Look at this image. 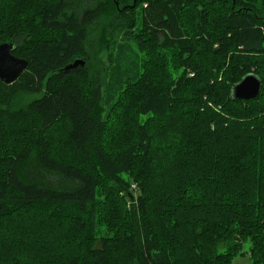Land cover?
<instances>
[{
    "label": "trees",
    "instance_id": "16d2710c",
    "mask_svg": "<svg viewBox=\"0 0 264 264\" xmlns=\"http://www.w3.org/2000/svg\"><path fill=\"white\" fill-rule=\"evenodd\" d=\"M5 42L0 264H264V0H0Z\"/></svg>",
    "mask_w": 264,
    "mask_h": 264
},
{
    "label": "water",
    "instance_id": "95a60500",
    "mask_svg": "<svg viewBox=\"0 0 264 264\" xmlns=\"http://www.w3.org/2000/svg\"><path fill=\"white\" fill-rule=\"evenodd\" d=\"M16 44L14 42H5L0 44V79L7 83H14L21 73L27 68L28 61L19 58L14 54ZM84 65L79 60L69 66ZM263 88V82L255 73L245 75L240 81L231 87L230 98L234 100H249L256 98Z\"/></svg>",
    "mask_w": 264,
    "mask_h": 264
},
{
    "label": "rangeland",
    "instance_id": "374dc122",
    "mask_svg": "<svg viewBox=\"0 0 264 264\" xmlns=\"http://www.w3.org/2000/svg\"><path fill=\"white\" fill-rule=\"evenodd\" d=\"M107 54H108L107 52H104L102 54L103 60L106 62L105 63L106 65H104L105 67L108 66ZM131 55L132 54H130L129 48L127 46L122 49L121 57H122V60L124 62H126ZM131 61H132V58H131ZM134 69H135V67H134ZM36 97H38V95H23V96H21L20 100L24 101V102H28V101L33 100ZM249 248H250V241H247L243 246V254L238 255L234 258L235 264H251V259L249 257V253H248Z\"/></svg>",
    "mask_w": 264,
    "mask_h": 264
}]
</instances>
